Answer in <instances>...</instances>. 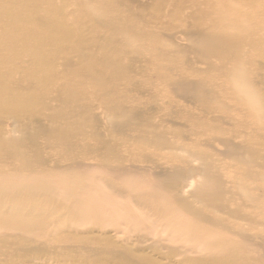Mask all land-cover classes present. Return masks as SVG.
<instances>
[{"label":"rangeland","instance_id":"374dc122","mask_svg":"<svg viewBox=\"0 0 264 264\" xmlns=\"http://www.w3.org/2000/svg\"><path fill=\"white\" fill-rule=\"evenodd\" d=\"M125 2L137 17L132 29L139 35L138 45L143 43L150 52L135 77L143 92L126 91L129 79L114 64L117 53L92 21L93 11L104 5L88 0H0V62L33 54L45 70L38 73L44 91L25 80L26 73L12 74L9 87L48 104L38 113L41 134L31 126L27 100L8 106L4 100L11 98L10 91L4 93L0 143H8V156L2 158L0 171L47 173L57 187L56 199L68 187L75 200L87 194L85 203L97 211L84 221H73L63 209L25 201L35 211L36 229H28L26 204L9 209V201L0 199V214L7 223L23 226L9 231L0 223V264H58L47 248L50 244L44 243L73 254L88 250L80 259L83 264L96 262L97 254L90 249L116 256L126 252L138 261L130 259L132 264H195L227 242L243 244L233 245L249 264H264V216L254 223L242 218L252 211L250 205L264 206V165L259 169L249 149L260 142L249 128L255 120L264 123V117L252 112L255 107L234 88L238 69L248 74L260 69L264 74V0L261 7L257 0L244 1L241 10L227 15L217 7L200 11L182 0ZM167 5L183 10L182 17L174 19ZM103 14L113 16L110 10ZM56 27L60 32H50ZM127 38L135 42L130 34ZM120 41L119 35L116 44ZM131 47L125 41L117 51ZM65 62L70 63L69 75L78 77L71 84L78 91L73 96L66 92ZM11 64L3 62L0 74L7 75ZM47 78L54 80L48 83ZM254 78L246 86L264 97V83L256 84ZM85 86L99 90L89 112L84 111ZM103 90L109 91L105 97ZM60 99L72 102L69 115L76 111L74 118L49 116L63 107ZM132 107L142 116L128 114ZM247 118L250 126L243 133L241 124ZM34 135L42 165L35 163L28 147ZM66 135L75 142L72 148L61 140ZM100 139L110 149L98 150ZM217 180L223 194L214 201ZM132 191L144 196L147 205ZM178 201L198 215L181 212ZM166 205L179 213H166ZM20 238L27 242L15 245Z\"/></svg>","mask_w":264,"mask_h":264},{"label":"bare ground","instance_id":"6f19581e","mask_svg":"<svg viewBox=\"0 0 264 264\" xmlns=\"http://www.w3.org/2000/svg\"><path fill=\"white\" fill-rule=\"evenodd\" d=\"M88 1H94L95 3L99 5H104V9H97L93 11L92 13V21L98 26L96 28H100L104 31V36L108 39L109 45L116 51L117 57L115 60V66L118 70L119 73H125L128 76L129 83L128 87L126 86V91H129L130 93L132 92H143V90H138L137 87V82L135 80V77L137 76L138 72H140L141 67L143 65L144 57L143 56H149L147 53H150L146 49V45H143L141 43L138 45V37L139 35L134 32L132 27L135 26L136 24V15L131 9H127L126 7V2L125 0H88ZM185 1V3L190 2L194 6L201 7L200 11H211L214 7L219 8L221 12H224L226 15L231 13L233 10L239 9L241 10L243 6V2L247 0H182ZM263 0H257V4L261 7V2ZM122 5L124 7H122ZM169 7V5H167ZM122 8V9H121ZM112 11L113 16L107 17L103 13H106L107 11ZM97 13H102L99 16L96 15ZM169 14L174 18V19H179L183 15V10L180 8L173 6L172 8L169 7ZM81 16V15H80ZM59 30V27H56V29L50 30V32H57ZM88 35H90V30L88 29ZM130 34L133 36V40L135 41H130L127 38V35ZM83 35H86L84 32ZM120 35L121 41L116 44V38H118ZM147 36V35H146ZM226 42H229L228 38L224 39ZM129 41L132 44V47L127 50V51H117V49L125 42ZM51 54V52L49 51ZM36 57L33 54H27L25 57L23 56H14L8 60L1 61L0 62V69L2 68L1 64L3 62L9 64L11 61L12 68L9 71V73L6 74H0V100H2L5 95V92L10 91V96L11 98L4 100V103L9 106V104H16L20 105L21 101L26 99L27 100V105H29L32 108L31 114L33 115L32 117V122L31 126H36L40 133L43 134V131L41 128L42 123L39 120V115L38 113L43 110L48 108V104L44 101H39V100H34L29 97V95L24 94L20 91L18 87L16 88H10L9 83H10V78L13 77L14 74H18V76H22L24 73V79L30 82H34L35 84L38 85L39 90L44 91L45 88L42 84L39 83V77L38 73H44L45 70L44 68H39L35 62ZM10 60V61H9ZM262 62V61H261ZM40 64L42 66L45 65L44 62L40 61ZM63 72L66 73L68 76V83L69 87L66 89V92L70 95L73 96L74 93H78V91H74L73 89V84L75 83V80L78 78L76 75H69L70 72V63L65 62L62 65ZM48 72L51 71V69L46 68ZM13 74V75H12ZM31 74H34L31 75ZM6 75V77L4 76ZM27 75H30L31 77L28 78ZM264 75L260 69L253 70L248 74L244 68L238 69L237 74H236V80L234 81V88L237 89L238 91L243 93V96L245 99H247V103H249L250 106H254L256 110L252 111L256 113L259 116L264 117V97L259 96V94L254 91L253 89H250L248 86H246V82L249 80L250 84L252 83V78L255 76L254 81L256 84H262L264 83V80L261 78V76ZM55 76V75H54ZM49 79V78H47ZM50 80V81H49ZM45 80L48 83H52L54 79H49ZM99 83H102L103 81H98ZM239 83V84H238ZM72 84V86H71ZM94 87L96 85L88 83ZM98 86V84H97ZM85 105H84V111L89 112L95 104H90V102L97 98L99 95V90H94L93 87H86L85 86ZM107 90H103V97L108 95ZM60 93V92H58ZM124 102H128V98L123 95L122 96ZM82 99H80L81 101ZM71 101H65L60 99L59 104L60 106L63 105V107H57V109L51 113H49V116H53L55 113H61L62 119L64 120L65 117L74 118L76 116V111H74L71 115H69L71 112V107L70 104ZM76 104H79V99ZM66 106V107H65ZM145 106V105H144ZM143 106V107H144ZM138 107H132L129 109L128 114H130L134 118H139L142 115H138L134 113ZM0 111H3L0 108ZM255 120V119H254ZM248 118L246 121H244L241 124V127L243 128V133L244 131H247L248 127ZM256 125L252 124L251 133L255 138H257L260 142L257 144H252L249 146V149L252 153V156L254 158L255 164L261 169L263 167V163L261 162L264 158V123L260 122V119L255 120ZM248 125V127H247ZM62 142L68 147L72 148L73 145H75V142L69 137L65 136L63 139H61ZM245 141V139H244ZM97 149L98 150H107L110 149L108 147H105V144L101 143V139L97 142ZM8 143H0V163L2 158H5L8 156L6 148ZM39 146L40 142L37 139V135H34L28 139V147L32 150V154L34 157L35 163H38L42 165V156L39 153ZM11 147V146H10ZM248 149V152H249ZM57 169L54 168V170ZM174 174V172H173ZM130 186V185H129ZM214 186L216 189V194L212 195V198L214 201H217L218 195L223 194L222 190L219 189L220 182L217 180L214 182ZM132 189V186L129 187ZM57 187H54L52 182L49 180V176L47 173H40L36 176L34 175H26V174H21L20 172H4L0 171V199L4 200L7 199L10 203V208L13 209L15 205L18 203H23L26 204V208L28 210V216L27 220L24 221V225L28 229H36V222L33 220L32 215H34L35 211L31 208V204L27 203L25 201H36L38 204L43 205L45 207L51 206V207H57L58 209H63L65 212V216L68 217L69 219L73 221H84L85 219H88L89 217H92L93 215L97 214V211L90 207L91 204L88 202L85 203L87 194L85 198L81 199L78 198L75 200L74 195L72 194V189L65 187L64 192L61 198H55L54 194L56 191ZM97 189V187H96ZM133 195L137 196V199L139 202H141L144 206L147 205L146 198L144 196H141V194L136 193L135 191H132ZM149 195V194H148ZM146 196L148 199L151 198V196ZM74 203H71L74 201ZM57 201H64L65 205L63 204L62 207L57 204ZM179 205L181 207V212L187 211L190 212L196 217L198 213H196L192 208L186 206L184 203L181 201H178ZM219 207V206H215ZM251 207V212L247 213L244 215L242 218H246L250 223H254L256 221V218H260L264 216V206H261L260 204H253L250 205ZM172 212V213H179L176 212L174 208H170V206L166 205V213L167 212ZM159 212H162L159 210ZM164 213V212H162ZM196 220V218H195ZM6 223V227L8 228L9 231H21L23 229V226L21 224H9L8 219L0 214V223ZM189 238V237H187ZM4 242V241H3ZM27 242L26 238H20L15 241V245L18 243H25ZM8 242H4V245L7 246ZM46 244H50L49 247H47L54 256V260L58 264H83L80 262V259L86 258V252L88 250H84L83 252H76L73 254L72 252H63L61 249H58V244L52 243H44L42 244L45 246ZM236 244L241 248H244L243 244H237L235 242H227L226 246H224V249L221 250H216L214 252L208 253L205 258L199 260L198 262H194L195 264H249L246 259L241 257L239 255V250L238 248L233 245ZM91 250H94L93 254H97L94 260H96L95 264H109L111 261L114 260H125L128 262H131L130 258L128 257L129 254L126 252H123L119 255H112V253L102 250V249H97L99 251H96V249H90L89 251L92 252ZM59 251V252H58ZM134 262H138L134 259H132ZM10 261L8 262V264ZM132 264V262H131Z\"/></svg>","mask_w":264,"mask_h":264}]
</instances>
